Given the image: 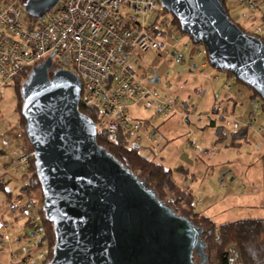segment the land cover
Returning <instances> with one entry per match:
<instances>
[{
    "label": "water",
    "instance_id": "water-1",
    "mask_svg": "<svg viewBox=\"0 0 264 264\" xmlns=\"http://www.w3.org/2000/svg\"><path fill=\"white\" fill-rule=\"evenodd\" d=\"M60 1L28 0L23 8L41 20ZM159 2L183 35L204 45L214 70L232 74L264 103V40L242 31L224 0ZM52 59L21 84L24 133L55 233L46 264H208L204 229L177 215L98 145L96 123L80 111V78L53 71Z\"/></svg>",
    "mask_w": 264,
    "mask_h": 264
},
{
    "label": "built area",
    "instance_id": "built-area-1",
    "mask_svg": "<svg viewBox=\"0 0 264 264\" xmlns=\"http://www.w3.org/2000/svg\"><path fill=\"white\" fill-rule=\"evenodd\" d=\"M243 2L250 10L256 7V0ZM164 13L159 0H61L43 19L30 22L22 6L12 0H0V100L2 88L53 55V71L73 70L80 78V106L99 112L98 131H103L109 140L127 134L132 147L139 149L146 143L156 156L160 155L153 121L134 119L130 108L158 112L168 118L181 108V103L175 96L161 95L146 85L149 69L142 66L138 57L151 55L159 61L169 58L184 66L193 60L187 57L192 52L195 59L208 64L204 45H195L190 37L183 44L182 33L170 20H160ZM157 20L159 26H155ZM263 31L264 24L251 35ZM167 80H172L170 72ZM236 86L233 80L223 88L229 94H240ZM260 107L258 101L253 104L251 124L257 122L255 111ZM214 111L220 114L222 106L215 104ZM262 131L264 126L258 132ZM31 157L33 153L25 151L17 161V169L27 172ZM29 198L15 199L13 207H23ZM27 220L37 229L38 216L27 214ZM32 234L25 246V257L12 252L20 264H44L50 254L44 243L42 251L33 258L42 235L41 231Z\"/></svg>",
    "mask_w": 264,
    "mask_h": 264
},
{
    "label": "crops",
    "instance_id": "crops-1",
    "mask_svg": "<svg viewBox=\"0 0 264 264\" xmlns=\"http://www.w3.org/2000/svg\"><path fill=\"white\" fill-rule=\"evenodd\" d=\"M224 2L229 15L247 33L252 34L258 26L264 24V0H256V7L253 10H250L243 0H224ZM260 35L264 37V31ZM149 56L151 55L139 56L140 63L150 58ZM151 57L153 64L160 63L158 59ZM187 57L193 60L188 61L184 66L179 65L176 72L173 71V68L178 65L174 64L169 58L164 60L165 63L157 73L154 72L153 68L148 67L150 78L158 76L165 80L163 89H152V91L161 95L175 96L177 101L181 103V108L174 111L170 117L163 118L158 112L147 113L132 106L130 108L132 117L138 120L153 121V134L158 139V144L159 139L170 128L168 124L173 121L180 128L183 123H188L189 119H197L199 122L207 120L208 122L201 129L200 134L206 135L209 131L214 134L210 141V148L206 152L209 157L222 156L228 150H234L239 154L244 145L239 148L230 147V136L233 131L247 125L251 126L247 142L249 146L256 147V149L259 146H264V131L258 132L264 126V123L254 122L251 124L252 106L257 101L253 99V92L249 88L247 90L242 87L239 83H237L235 90L241 92L240 94L233 95L225 92L224 84L235 79H229L226 75L222 76L211 70L210 65L205 63L203 59H198L200 61L198 62L192 52L188 53ZM168 72L171 73L172 77L170 82L167 80ZM215 104L222 106L220 114L215 113ZM14 107V98L13 104L12 100H7L5 96L0 100V181L8 182V187L13 194L11 202L0 195V264H20L12 257V252L21 254L20 249L26 246L23 240L28 238V233L20 226L22 223L26 224L27 220L25 219H27V216L20 212L22 207H13V201L20 194V188L26 185L29 180L25 170L17 169L18 159L28 149L18 117L14 113ZM211 121H216L218 126H226L224 129L226 140L224 142L217 141L218 138L215 135V129L211 127ZM188 143L191 145V142ZM178 149L176 147L174 151H171V158H169L174 159L173 156L178 155L175 159L177 164L175 166L177 167L171 166L170 163H168V167L164 165L171 170L179 167L184 169L187 174L175 173V179L181 188L193 196L197 205L201 203V199L195 195L193 184L200 181L208 185L207 189L204 190L205 193H208V187L212 183L217 185L219 179L225 177L227 181H223V185L229 190L231 201L235 202V207L240 211L237 216H250L252 213H258L262 216L258 218H264V173L261 176L253 174L252 177L247 176V178L248 170L245 174L246 180L243 177L242 169L234 163L235 161L224 160L230 168V171L224 174L226 167L216 169L217 164L213 165L212 162H210L208 168L206 165L201 166L197 160L192 159L194 157L191 154L180 152ZM198 213L213 220L205 209ZM39 250L40 248L33 251V253H37Z\"/></svg>",
    "mask_w": 264,
    "mask_h": 264
},
{
    "label": "trees",
    "instance_id": "trees-1",
    "mask_svg": "<svg viewBox=\"0 0 264 264\" xmlns=\"http://www.w3.org/2000/svg\"><path fill=\"white\" fill-rule=\"evenodd\" d=\"M28 0H15L16 5L22 6ZM225 5V2H224ZM226 7V5H225ZM228 12V11H227ZM167 12L164 13V16ZM168 14V13H167ZM28 15V14H27ZM170 15V14H169ZM229 15V13H228ZM170 23L176 30L181 32V28L177 19L172 15ZM230 19L235 23L232 17ZM30 22H36L28 16ZM157 20L155 26H159ZM242 31L246 32L239 24H237ZM183 35V34H182ZM258 38L264 40V37L257 35ZM208 60V58H206ZM32 69H28L22 76L12 82L14 93V113L18 117L19 125L22 129V135L26 142L29 153H33V149L24 133L26 125L25 119L22 116V99H21V84L28 77ZM73 71V70H72ZM74 72V71H73ZM229 79H234L232 74L225 73ZM52 76V74H50ZM237 83H240L236 80ZM243 85V84H242ZM254 100H259V97L253 92ZM264 109V103H261ZM80 111L87 117L98 123L99 112L95 109L84 108L80 106ZM211 127L215 129V135L218 142H224L226 137L224 135L225 126L216 125V121H211ZM251 131V126L239 128L232 132L230 136L229 146L239 148L248 142V136ZM97 143L99 146L105 148L116 160H118L125 168L134 173L140 180L149 184L154 190L158 199L165 205L169 206L177 215L188 218L187 215L179 213L183 206H187L189 212L198 220V223L191 221L195 226L204 229L203 241L207 244V254L209 256L208 264H232L231 254L232 248L235 249V254L239 258V264H264V218H245L233 222H226L217 224L210 218L197 213L195 211L196 203L191 194L181 188L175 179V173L186 175L182 167L171 170L163 163L155 160H150L142 156L136 147L130 145V138L127 134H119L115 140H109L103 131H98ZM29 180L26 185L20 188V194L16 198H22L35 193V198H29V201L20 209L23 215L30 211L36 204L43 206L44 194L39 183V178L36 173L34 157L30 158L29 167L27 168ZM0 195H3L8 202H11L12 192L8 187V182L0 181ZM12 206V205H11ZM30 226L29 221L26 222ZM31 227V226H30ZM41 231V242L39 248L47 244L50 249V254L47 257L48 263L53 257V247L55 245V233L51 223L45 219V214L41 209L39 211V226L34 229V232ZM31 234H27V237Z\"/></svg>",
    "mask_w": 264,
    "mask_h": 264
},
{
    "label": "rangeland",
    "instance_id": "rangeland-1",
    "mask_svg": "<svg viewBox=\"0 0 264 264\" xmlns=\"http://www.w3.org/2000/svg\"><path fill=\"white\" fill-rule=\"evenodd\" d=\"M15 1V0H12ZM165 19L170 20L171 16L169 14H165V16L161 17V21H164ZM189 40V37L187 35L182 36V42L187 43ZM152 58L151 56H149ZM150 58H147L146 60H143L141 63L142 66L145 67H151L153 68L154 72H159L161 66L165 63L164 59L160 60L159 64H153ZM198 62H200L197 59ZM154 66V67H153ZM178 66L173 68V71L178 70ZM210 69L219 73L220 75L224 76L226 75L225 73L218 72L214 70L211 66ZM165 80H162L158 76H153L147 81V85L151 89H163L164 87ZM242 87H245L247 90H249L246 86L242 85ZM3 96L6 97L8 100H12L13 104V98H14V93L15 90L12 87V84H9L8 86L4 87L1 89ZM257 102V101H256ZM258 102L260 104L262 103V100L259 98ZM256 114V120L259 123H264V109L260 107L258 110L255 111ZM207 120L204 122H199L197 119H189L188 123H183L182 127L178 128L176 125L175 121L172 123H169L168 130L166 133H164V136L159 139V148L161 149V154L156 156L150 149L149 145L146 143H143L142 146L138 149L140 154L150 160H155L157 162H161L165 164L168 167V163L173 167L176 164L175 159H177V156H173L174 159H169L171 158V151H174L175 148H179L178 150L180 152H186L187 154H191L193 160H197L198 164L201 166L206 165L207 168L210 165V162L213 163V165L217 164L216 169H220L221 167H226L224 170V174L230 171V168L228 165L225 164L224 160H231L235 161L234 163L239 166L242 171H243V177L244 179L247 180L248 177H252L253 174H259L261 176L262 173H264V146H259L258 149L256 147H251L249 146L248 143L244 145V148L240 151L239 154H237L236 151L234 150H228L224 152V155L222 156H207L208 154L206 153L209 148H210V141L212 136H214L213 132L211 131L208 132V134L203 135L200 134L201 129L204 128V126L207 124ZM172 127V128H171ZM226 127V126H225ZM191 142V145L190 143ZM174 163V164H171ZM179 165V164H178ZM177 167V166H175ZM249 170L248 175L246 174L247 171ZM246 174V177H245ZM208 180V179H207ZM223 181H227V178L222 177L219 179V182L217 185H214L211 181V185L208 187V193H205L204 190L207 189L206 184L199 182H195L193 184L194 187V193L201 199V203L198 205L196 204L195 211L198 213L200 211H203L205 209L206 213L213 219L215 223L222 224L225 222H233L237 221L238 219H245V218H258L262 217L258 213H252L250 216L245 215V216H240L238 217L237 215L240 213V211L235 207L234 201H231V197L229 196V190L223 185ZM187 192V191H186ZM30 198H35L36 195L33 193V195H29ZM213 200V201H212ZM29 201V199L27 200ZM212 202V206H211ZM209 207V208H208ZM42 209V206L40 204H36L30 209V211L26 212L27 214L31 215H36L39 217V211ZM209 209V210H207ZM179 213H183L184 215H187L188 220L194 221L195 223L199 222L198 220H195V218L192 216V214L189 212V209L187 206H183ZM25 219V218H24ZM27 220V219H25ZM21 229H25L26 233L29 235L34 233V228L27 226V224L22 223ZM25 243L24 245L27 244L28 238H25L23 240ZM43 248H41L37 253H33V258L42 251ZM20 253L22 255V258L26 256V251L28 249L26 247H22L20 249ZM231 260L232 264H239V258L237 254H235V249L232 248V254H231Z\"/></svg>",
    "mask_w": 264,
    "mask_h": 264
},
{
    "label": "bare ground",
    "instance_id": "bare-ground-1",
    "mask_svg": "<svg viewBox=\"0 0 264 264\" xmlns=\"http://www.w3.org/2000/svg\"><path fill=\"white\" fill-rule=\"evenodd\" d=\"M33 209V208H32ZM2 224V223H1ZM2 227V226H1ZM48 259V258H47Z\"/></svg>",
    "mask_w": 264,
    "mask_h": 264
}]
</instances>
